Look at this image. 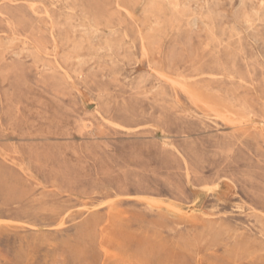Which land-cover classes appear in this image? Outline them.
I'll return each instance as SVG.
<instances>
[{
	"label": "rangeland",
	"instance_id": "obj_1",
	"mask_svg": "<svg viewBox=\"0 0 264 264\" xmlns=\"http://www.w3.org/2000/svg\"><path fill=\"white\" fill-rule=\"evenodd\" d=\"M0 264H264V0H0Z\"/></svg>",
	"mask_w": 264,
	"mask_h": 264
},
{
	"label": "bare ground",
	"instance_id": "obj_2",
	"mask_svg": "<svg viewBox=\"0 0 264 264\" xmlns=\"http://www.w3.org/2000/svg\"><path fill=\"white\" fill-rule=\"evenodd\" d=\"M117 3V2H116ZM31 7V6H30ZM159 72V71H158ZM172 79V78H171ZM186 82V81H185ZM177 83H179V82H177ZM173 84V83H172ZM181 84V83H180ZM197 101V100H196ZM198 102V101H197ZM207 108V107H206ZM212 110V109H211ZM224 119V118H223ZM230 121V120H229ZM231 122V121H230ZM226 124V123H225Z\"/></svg>",
	"mask_w": 264,
	"mask_h": 264
}]
</instances>
